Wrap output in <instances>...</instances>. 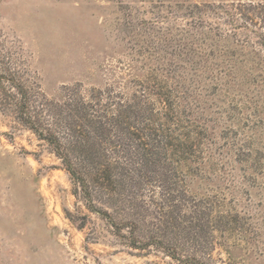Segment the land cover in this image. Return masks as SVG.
I'll use <instances>...</instances> for the list:
<instances>
[{"label": "rangeland", "instance_id": "1", "mask_svg": "<svg viewBox=\"0 0 264 264\" xmlns=\"http://www.w3.org/2000/svg\"><path fill=\"white\" fill-rule=\"evenodd\" d=\"M0 264H264V0H0Z\"/></svg>", "mask_w": 264, "mask_h": 264}, {"label": "trees", "instance_id": "2", "mask_svg": "<svg viewBox=\"0 0 264 264\" xmlns=\"http://www.w3.org/2000/svg\"><path fill=\"white\" fill-rule=\"evenodd\" d=\"M18 95H20L21 99L18 102V106H19V111L21 115H24L26 117L25 121L24 119L23 122H25L26 124H28L29 129L35 133V135H37V137H39V139L53 145L54 149V153L59 156V158H63L61 157V154L59 153V148H60V144L59 142L55 139V137L53 135H49V137H45L42 133H39L35 127L34 124L30 123V121H26V120H30L29 118L27 119V113L25 112V110L29 107L28 101L25 98V94L23 91H19L17 92ZM64 160V159H63ZM66 170L68 171V173L71 175V177L75 180V184L77 186L76 190L79 188L81 191V201L84 202V205L87 207V209H89L90 211H93V196L92 193L90 191L89 188V183L86 179H78L76 178L75 172L73 171L72 167L70 168L69 165H67ZM77 192V191H76ZM75 192V196L78 197V193ZM102 214H106V213H99V215L102 216ZM140 248V247H137ZM172 258L173 255H170Z\"/></svg>", "mask_w": 264, "mask_h": 264}]
</instances>
